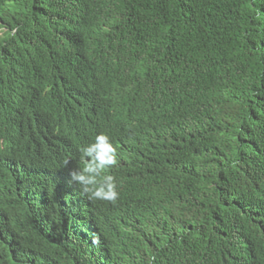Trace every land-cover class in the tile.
Wrapping results in <instances>:
<instances>
[{
  "label": "trees",
  "instance_id": "obj_1",
  "mask_svg": "<svg viewBox=\"0 0 264 264\" xmlns=\"http://www.w3.org/2000/svg\"><path fill=\"white\" fill-rule=\"evenodd\" d=\"M0 28V264H264V0H0ZM100 132L115 203L66 164Z\"/></svg>",
  "mask_w": 264,
  "mask_h": 264
},
{
  "label": "clouds",
  "instance_id": "obj_2",
  "mask_svg": "<svg viewBox=\"0 0 264 264\" xmlns=\"http://www.w3.org/2000/svg\"><path fill=\"white\" fill-rule=\"evenodd\" d=\"M2 32L0 28V36ZM109 138L107 133H98L95 135L94 144L89 146L88 142L77 153L69 155L66 158V164L74 172L70 177L72 183H78L90 198L115 203L118 199V192L114 178L106 176L102 181L97 179L106 167L115 164L116 150L109 142ZM88 157H91L90 163H88Z\"/></svg>",
  "mask_w": 264,
  "mask_h": 264
}]
</instances>
